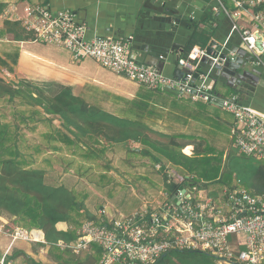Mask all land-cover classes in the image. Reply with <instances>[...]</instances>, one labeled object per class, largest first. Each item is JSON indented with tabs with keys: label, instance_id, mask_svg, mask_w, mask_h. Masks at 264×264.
Here are the masks:
<instances>
[{
	"label": "built area",
	"instance_id": "obj_1",
	"mask_svg": "<svg viewBox=\"0 0 264 264\" xmlns=\"http://www.w3.org/2000/svg\"><path fill=\"white\" fill-rule=\"evenodd\" d=\"M230 1L235 12L228 9L227 0H212L211 11L232 18L229 36H237L238 47L264 70V0ZM25 14L21 22L34 34V43L60 47L74 62L90 59L147 90L169 92L178 99L202 102L232 114L231 147L238 155L264 161V109L254 108L238 94L230 98L219 95L214 91L210 70L194 76L207 54L206 47L195 45L187 58L178 60L179 66L191 71L189 74L170 77L135 59L133 37L89 39L87 25L67 10L52 12L48 7L31 6ZM227 44L229 38L220 51L217 44L211 45L213 64L218 63ZM166 170L171 177L172 170ZM186 180L183 188L172 193L158 190L141 209L121 218L111 217L105 207L100 208L97 222L86 221L74 242L58 247L74 254L95 247L101 254L99 264H157L172 252L205 254L217 264H263L264 196L240 185L218 191L196 184L190 176ZM35 232L15 230L10 236L14 241L38 242Z\"/></svg>",
	"mask_w": 264,
	"mask_h": 264
},
{
	"label": "trees",
	"instance_id": "obj_2",
	"mask_svg": "<svg viewBox=\"0 0 264 264\" xmlns=\"http://www.w3.org/2000/svg\"><path fill=\"white\" fill-rule=\"evenodd\" d=\"M5 7L0 5V14ZM214 20V15L207 14L196 22L188 20L193 32L184 46L182 58H187L195 45L202 48L208 46L215 32V27L211 25ZM3 30L15 41L34 40V34L26 30L21 20H4ZM263 72L264 70L261 73ZM261 78L262 75L259 76ZM260 89L263 90L261 87ZM150 91L158 92L147 90L138 94V104L133 112L137 118L131 119L104 109L95 98L87 99L84 95L76 94L70 86H61L54 90L51 85L40 86L23 81L14 84L0 77V215L6 214L14 218V226L29 231H41L44 242L30 243L35 253L37 249L48 250L49 264H99L100 260V251L92 246L80 254L58 247L60 243L74 242L83 223L97 222L98 217L87 209V195L84 192L76 193L62 184L54 186L45 182L46 174L54 166L56 156L63 161L65 159L61 153L67 152L71 156L66 162L67 167L63 168L67 172L73 166L80 167V161L91 164L90 162H96L97 159L106 160V153L113 146L140 145L142 148L139 151L133 147L128 150L129 153L149 157L155 165H160L161 168L156 169V172L161 176L163 189L172 193L183 188L187 181L186 176L178 173L174 167L182 165L187 168L188 163L206 160V156L210 154L211 150L205 145L204 139L158 132L147 125L142 120L143 117H139L140 112H148L150 108V101L153 99ZM234 93L238 94L239 91ZM263 104L256 102V107L259 105L257 108L264 109ZM14 105L29 109L31 114L22 117L15 113L12 120L4 122L2 119L5 107ZM130 105L128 112L133 110L132 102ZM55 121H59L58 126L54 124ZM27 133H31L33 137ZM34 138L42 141V149L34 144ZM43 144L49 152L56 155L52 156L46 150L43 154ZM185 153H191L192 157H187ZM229 158L235 161L234 172L231 173L233 182L227 183L222 178L219 179L217 183L220 189L240 185L248 192L264 196V161L238 155L232 147L227 160ZM164 161L171 165V177ZM59 163L58 161L56 164ZM103 166H100V169H105L102 172L108 173L111 170L109 162ZM89 167L85 168L88 182L101 188L110 184L109 175L91 173ZM205 186L209 188V185ZM59 223H65L68 229L58 230L56 226ZM5 262L44 264L17 249L12 251ZM157 264L217 263L205 254L172 252L161 258Z\"/></svg>",
	"mask_w": 264,
	"mask_h": 264
},
{
	"label": "crops",
	"instance_id": "obj_3",
	"mask_svg": "<svg viewBox=\"0 0 264 264\" xmlns=\"http://www.w3.org/2000/svg\"><path fill=\"white\" fill-rule=\"evenodd\" d=\"M0 5L6 6L0 14V77H7V81L14 84L23 81L40 86L51 85L54 90L70 86L76 94L84 95L87 99L94 98L95 93L104 95L117 89L118 76L90 59L74 62L68 51L60 47L15 41L5 34L4 20L20 21L26 16L25 9L34 5L48 7L52 12L70 11L87 25L89 39L94 35L133 37L131 50L138 62L156 67L166 76L178 78L181 77L180 73L182 75L178 70V60L182 58L184 46L193 32L188 20L196 22L205 14L214 15L215 20L211 25L215 27V32L211 41L224 44L229 38L230 44L225 46V50L236 45V49H241L237 36H229L232 18L222 13H212V0H0ZM231 5H234L233 2L227 4L230 10ZM232 11L235 12L236 8L233 7ZM262 60L264 62V57ZM256 69L260 73L263 71L258 67ZM259 81L258 77L257 85ZM242 94L238 93L246 103L257 108L256 86ZM183 101L191 102L190 99ZM13 221L14 218L6 214L0 215V250L3 252L0 264H8L5 260L15 249L24 251L37 262L49 264L48 250L37 249L35 253L32 242H11L10 235L17 229L12 225ZM56 228L66 231L68 226L59 223ZM37 234L39 241L36 243H43V233L36 231L34 236L37 237ZM5 239H10V243L2 244ZM24 243L30 245L29 249L24 247Z\"/></svg>",
	"mask_w": 264,
	"mask_h": 264
},
{
	"label": "rangeland",
	"instance_id": "obj_4",
	"mask_svg": "<svg viewBox=\"0 0 264 264\" xmlns=\"http://www.w3.org/2000/svg\"><path fill=\"white\" fill-rule=\"evenodd\" d=\"M230 2V0H227L226 4ZM19 6L21 7L20 4ZM231 10H233V6ZM248 68L250 67L248 66ZM118 77L117 89H112L111 93L104 95L95 93L93 97L99 101V105L104 109L119 116L136 119L137 117L133 112L138 104L136 102L139 99L138 94L143 91L147 92V90L123 77ZM3 78L6 81L8 80L7 77ZM210 85L212 86L211 83ZM258 85L264 91L263 76ZM215 91L225 98H230L234 94V90L221 84L215 85ZM149 94L153 95L150 108L148 112H140L139 114V117H143L142 120L147 125L167 135L184 134L204 139L205 145L211 150L210 154L206 156V160L190 162L187 168L178 165L174 167L175 170L180 174L192 177L196 184L209 185L212 189L221 190L217 183L221 178L227 183H232L231 173L234 172L235 161L232 158L227 160V156L232 143L230 127L234 122L233 115L223 109L214 108L202 102L192 104L193 101L191 100V102L183 101V99H178L175 94L169 92L153 93L150 91ZM149 100L150 98L146 101ZM142 101H144L143 98ZM260 101L262 100L260 99ZM131 102L133 110L128 112ZM15 113L22 117H28L31 114L29 109L14 105V107H5L2 120L9 122L8 120H12V115ZM54 124L58 126L59 121H55ZM27 134L32 136L31 133ZM34 139V144L41 148L42 141ZM43 145L42 153L44 154V150H46V153L52 154L46 145ZM133 147H136V149L142 148L140 145L134 144L113 146L106 153V160L97 159L96 162H90L91 164L80 161V167L73 166L67 172L63 168L67 167L66 162L71 156L67 152L59 153L65 160L63 161L56 156L54 166L46 174L45 182L54 186L62 184L76 193L84 192L87 195L86 207L92 213L96 214L100 208L105 207L107 214L111 217L121 218L127 216L141 209L149 198L157 196L158 190L164 191L161 176L156 172L157 165L149 157L130 154L128 150ZM61 148H64V146L61 145ZM55 155L52 154V156ZM187 157H191V155L187 154ZM58 161L60 163L56 164ZM107 162H109L111 170L105 173L102 172L105 169H100V166L104 167L103 164ZM163 164L169 170L168 167L171 165L166 161ZM86 167L91 168V173L109 175L110 184L101 188L88 182ZM16 227L17 229H14V231H25V229ZM36 238L38 239V237ZM11 242L17 243L19 241H14L11 237ZM8 243H10V239H5L2 242L5 245ZM29 246V244L24 243L26 249H29ZM2 255L3 252L0 250V258ZM99 258H101V254H99Z\"/></svg>",
	"mask_w": 264,
	"mask_h": 264
},
{
	"label": "water",
	"instance_id": "obj_5",
	"mask_svg": "<svg viewBox=\"0 0 264 264\" xmlns=\"http://www.w3.org/2000/svg\"><path fill=\"white\" fill-rule=\"evenodd\" d=\"M212 44H217L219 51L223 48L222 44L211 41L207 47V54L199 63L194 76L197 77L198 74L206 73L208 72L207 70H210L214 87L216 84H221L230 89L238 90L243 94L248 92V86L250 85L249 81L253 78L256 81L261 75L256 69L254 58L247 54L246 51L236 49L237 46H234L231 49H224L219 56L218 63L213 64L214 56L211 55L212 51L210 48ZM234 53L235 56L232 57L231 54ZM248 66L250 68H248ZM178 70L182 72V74H189L191 72L189 69L181 66L178 67ZM135 150L139 151L138 148Z\"/></svg>",
	"mask_w": 264,
	"mask_h": 264
},
{
	"label": "flooded vegetation",
	"instance_id": "obj_6",
	"mask_svg": "<svg viewBox=\"0 0 264 264\" xmlns=\"http://www.w3.org/2000/svg\"><path fill=\"white\" fill-rule=\"evenodd\" d=\"M260 77H261V75H260ZM249 84H250V85L248 86L249 89H251V88L254 89V88H255V84H256V101H257V103H259L260 105H262L263 102H264V91L261 90L260 88H258V87H260V86L257 85V80L255 81L254 78L251 79V80L249 81ZM260 99H261L263 102H261ZM263 105H264V104H263Z\"/></svg>",
	"mask_w": 264,
	"mask_h": 264
},
{
	"label": "clouds",
	"instance_id": "obj_7",
	"mask_svg": "<svg viewBox=\"0 0 264 264\" xmlns=\"http://www.w3.org/2000/svg\"><path fill=\"white\" fill-rule=\"evenodd\" d=\"M208 46H206V48H207ZM214 91H215V87H214ZM243 95V94H242ZM186 154V153H185ZM190 155H191V153H190ZM186 156H187V154H186ZM191 157H192V155H191ZM161 168V166L160 165H158V166H156V169H159V168ZM166 167V166H165ZM168 167V166H167ZM168 168H170L171 169V166L170 167H168ZM163 170V169H162ZM172 170V169H171ZM187 177V176H186ZM163 184V183H162ZM204 186H205V184H203ZM206 187V186H205ZM208 189H212V187H209ZM215 190H217V189H215ZM219 191V190H218ZM27 231H29V230H27ZM30 231H32V230H30ZM35 231H39V230H35ZM165 257V256H164ZM210 257V256H209ZM211 258V257H210ZM216 262V261H215ZM217 263V262H216Z\"/></svg>",
	"mask_w": 264,
	"mask_h": 264
}]
</instances>
